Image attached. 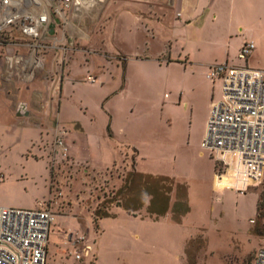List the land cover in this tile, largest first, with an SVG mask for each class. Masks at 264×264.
<instances>
[{
    "label": "crops",
    "instance_id": "crops-1",
    "mask_svg": "<svg viewBox=\"0 0 264 264\" xmlns=\"http://www.w3.org/2000/svg\"><path fill=\"white\" fill-rule=\"evenodd\" d=\"M262 32L264 0H95L85 16L68 26L65 41L72 47L67 50L63 73L56 70L52 82L43 73L27 80L20 70L8 79L2 53L9 44L0 43V135L6 160L2 168L7 175L16 173L15 180L31 172L35 184L21 186V194L14 193L9 188V176L2 173L0 183L12 198L0 205L32 208L52 195V173L49 178L48 168L39 166L42 153L30 152V147L40 136H52L55 114L66 130L69 160L74 166L84 164L86 169L103 171L131 152L136 153L139 165L146 148L144 138L134 137L133 130L144 133V117L151 108L186 109L191 103L190 93L201 88L196 83L200 80L211 89L202 141L212 106L222 97V82L206 77L207 66L222 61L236 64L231 60L238 58L241 44L246 40L256 43ZM15 49L28 52L25 45H15ZM54 55L55 51L48 50L46 67L53 68ZM87 74L98 78L87 83L97 86L95 97L83 92L82 81ZM19 103H25V113L17 110ZM134 112L139 114L136 120L131 119ZM133 170L156 175L139 166ZM212 189L217 201L223 200V191L237 193L229 188L217 191L213 185ZM150 199L147 197L141 206L147 203V212ZM119 205L132 219L147 218L155 223L172 220L183 225L181 217L177 220L173 215L171 197L165 213L148 212L144 218L131 216L135 210L128 212ZM122 212L97 219L101 232L97 238L91 235L87 243L90 249L85 250L82 260L73 258L74 264H103L97 241L103 234L104 220ZM62 239L65 244V235Z\"/></svg>",
    "mask_w": 264,
    "mask_h": 264
},
{
    "label": "rangeland",
    "instance_id": "rangeland-1",
    "mask_svg": "<svg viewBox=\"0 0 264 264\" xmlns=\"http://www.w3.org/2000/svg\"><path fill=\"white\" fill-rule=\"evenodd\" d=\"M125 50L130 52L131 49L126 45ZM231 61L237 65L264 68V32L257 38L256 48L248 61L237 57ZM190 81L196 82V79L191 78ZM82 82L83 92L95 97L94 90L97 86H90L84 80ZM196 83L201 88L190 93L191 103L186 109L183 106H169L167 111L151 108L144 117V133L133 130L134 137L144 138L146 148L139 159V165L134 152L122 160L118 158V163L103 171L86 169L84 164H62L67 161L62 160V155H58V159L53 161L49 152L53 136L56 128H60V131L64 128L62 122L59 123V115L55 114L52 136H40L30 147V152L42 153L39 166L48 168L49 178L52 173L53 194H56L50 205L55 213V220L47 264H74L73 256L68 254L69 245L64 244L62 239L66 231L85 233V248L90 249L87 243L91 235L97 238L102 230L94 218L99 209L110 215L124 211L114 219L104 220V231L97 241L103 264L254 263L257 249L264 246V180L243 194L223 191V200L215 199L217 193L212 189L213 161L200 145L211 89L200 80ZM138 115V112H134L131 119L136 120ZM64 138L69 146L67 138ZM3 141L0 135V175L6 174L2 168L6 161L1 151ZM15 142L10 140L8 143ZM138 166L144 172L170 176L175 180L170 197L173 215L177 220L181 217L182 226L172 220L155 223L147 218L132 219L119 205L126 203L132 194L135 198H142L141 190L138 189L141 182L139 177L133 179L132 191L117 194L124 187L128 173L138 169ZM31 174L29 172L18 180H15L16 173L5 176H9L11 181L9 188L12 187L14 193L21 194V186L35 185ZM165 188L168 189V184H165ZM11 198L0 183V204ZM257 200L260 202L259 212ZM134 215L148 217L150 214L147 212V203L132 211L131 216ZM146 235L149 236L147 239L144 237ZM187 238L189 239L186 241ZM121 260L122 262H118Z\"/></svg>",
    "mask_w": 264,
    "mask_h": 264
},
{
    "label": "built area",
    "instance_id": "built-area-1",
    "mask_svg": "<svg viewBox=\"0 0 264 264\" xmlns=\"http://www.w3.org/2000/svg\"><path fill=\"white\" fill-rule=\"evenodd\" d=\"M94 1L0 0V43L9 44L2 53L6 77L12 79L20 70L27 80L43 73L52 82L57 71L63 73L67 50L72 47L65 41L68 26L85 16ZM15 45H25L28 52L20 53ZM255 48V41H244L238 58L246 60ZM48 50L55 51L53 68L45 64ZM206 77L222 82V97L212 106L200 143L213 161L212 185L217 191L229 188L243 194L264 180V68L214 62L207 66ZM97 80L94 74L84 77L88 83ZM17 110L25 113V103H19ZM59 129L49 152L53 161L62 155L63 161L67 159L62 164L70 163L66 130ZM55 197L52 193L32 208L0 205V264H47L55 220L50 205ZM64 235L68 254L82 260L86 234L69 230ZM253 264H264V246L257 249Z\"/></svg>",
    "mask_w": 264,
    "mask_h": 264
},
{
    "label": "trees",
    "instance_id": "trees-1",
    "mask_svg": "<svg viewBox=\"0 0 264 264\" xmlns=\"http://www.w3.org/2000/svg\"><path fill=\"white\" fill-rule=\"evenodd\" d=\"M135 177H139L140 179V185L138 187L139 190H141L142 198L138 199L137 197H133V194L131 195V198L127 200L126 203H124V207L128 212H131L132 210H136L142 206V203L146 200L147 197H151L150 199V205L148 207V212L150 214H163L165 213L169 208V202H170V192L174 190L175 187V180L166 175H153V174H140L136 172L135 170H132L128 173L127 179L125 181L124 187H121V189L117 192L118 195L125 191V189L132 191L133 188V179ZM153 181V182H152ZM165 184H168V189H164ZM164 190V191H163ZM138 194V193H137ZM115 195V196H118ZM260 202H258L257 208L259 212ZM110 214L108 212H102L97 210L95 212V220H97L100 217L109 216Z\"/></svg>",
    "mask_w": 264,
    "mask_h": 264
},
{
    "label": "water",
    "instance_id": "water-1",
    "mask_svg": "<svg viewBox=\"0 0 264 264\" xmlns=\"http://www.w3.org/2000/svg\"><path fill=\"white\" fill-rule=\"evenodd\" d=\"M54 32V23H51L50 24V33H53Z\"/></svg>",
    "mask_w": 264,
    "mask_h": 264
}]
</instances>
